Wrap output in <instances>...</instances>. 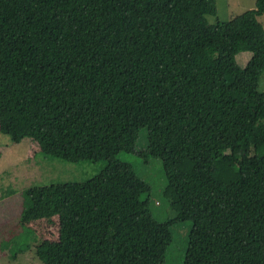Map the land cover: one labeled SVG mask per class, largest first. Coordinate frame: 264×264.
Returning <instances> with one entry per match:
<instances>
[{
	"label": "trees",
	"instance_id": "trees-1",
	"mask_svg": "<svg viewBox=\"0 0 264 264\" xmlns=\"http://www.w3.org/2000/svg\"><path fill=\"white\" fill-rule=\"evenodd\" d=\"M216 12V0H0V132L105 161L26 192L20 221L58 218V240L34 245L42 264H163L186 220L183 264H264V0L208 23ZM118 150L162 161L178 215L153 216Z\"/></svg>",
	"mask_w": 264,
	"mask_h": 264
},
{
	"label": "rangeland",
	"instance_id": "rangeland-1",
	"mask_svg": "<svg viewBox=\"0 0 264 264\" xmlns=\"http://www.w3.org/2000/svg\"><path fill=\"white\" fill-rule=\"evenodd\" d=\"M255 0H216V15H207L210 24L236 18ZM264 27V15L258 17ZM251 56L250 51L236 55L240 66ZM258 90L264 91V72L258 82ZM146 129L138 133L135 149H144ZM136 151L118 150L115 157L128 163L132 170L150 185L149 207L153 216L168 220L179 213L176 197L166 181L162 161L157 157L140 156ZM104 160L66 161L61 157L43 156L35 140L22 137L11 140L0 132V264H42L34 257L33 249L38 240H58V218L20 221L19 212L30 187L46 186L57 182L83 181L96 174ZM231 168H221L219 178L227 181L234 177ZM144 197V195H143ZM191 220L171 225L172 241L163 264H183Z\"/></svg>",
	"mask_w": 264,
	"mask_h": 264
},
{
	"label": "crops",
	"instance_id": "crops-1",
	"mask_svg": "<svg viewBox=\"0 0 264 264\" xmlns=\"http://www.w3.org/2000/svg\"><path fill=\"white\" fill-rule=\"evenodd\" d=\"M253 5H254V4H253ZM253 7H254V6L250 7V9L253 8Z\"/></svg>",
	"mask_w": 264,
	"mask_h": 264
}]
</instances>
